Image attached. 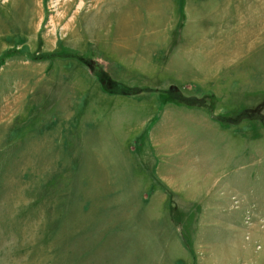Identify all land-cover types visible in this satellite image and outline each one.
Masks as SVG:
<instances>
[{"label":"rangeland","instance_id":"obj_1","mask_svg":"<svg viewBox=\"0 0 264 264\" xmlns=\"http://www.w3.org/2000/svg\"><path fill=\"white\" fill-rule=\"evenodd\" d=\"M0 264H264V0H0Z\"/></svg>","mask_w":264,"mask_h":264},{"label":"crops","instance_id":"obj_2","mask_svg":"<svg viewBox=\"0 0 264 264\" xmlns=\"http://www.w3.org/2000/svg\"><path fill=\"white\" fill-rule=\"evenodd\" d=\"M126 16H127L126 11H123V12L121 13V16H120V17H122V18H121L122 20H126V22H127L128 20H127V17H126ZM118 21H119V20H118ZM122 22H123V21H122ZM115 23H116V21H115ZM117 24H118V25H122V24H120V22H117Z\"/></svg>","mask_w":264,"mask_h":264},{"label":"trees","instance_id":"obj_3","mask_svg":"<svg viewBox=\"0 0 264 264\" xmlns=\"http://www.w3.org/2000/svg\"><path fill=\"white\" fill-rule=\"evenodd\" d=\"M101 81H103V80H101ZM126 90H127V93H128V90H129V89H128V88H126Z\"/></svg>","mask_w":264,"mask_h":264}]
</instances>
